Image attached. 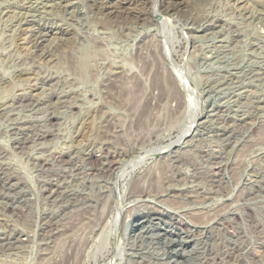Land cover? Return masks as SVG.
<instances>
[{"label":"rangeland","instance_id":"374dc122","mask_svg":"<svg viewBox=\"0 0 264 264\" xmlns=\"http://www.w3.org/2000/svg\"><path fill=\"white\" fill-rule=\"evenodd\" d=\"M0 264H264V0H0Z\"/></svg>","mask_w":264,"mask_h":264},{"label":"bare ground","instance_id":"6f19581e","mask_svg":"<svg viewBox=\"0 0 264 264\" xmlns=\"http://www.w3.org/2000/svg\"><path fill=\"white\" fill-rule=\"evenodd\" d=\"M237 1V0H236ZM258 1V0H257ZM101 2V1H100ZM105 2V1H104ZM123 2V1H122ZM244 2V1H243ZM185 3V2H184ZM176 4V3H175ZM116 6V5H115ZM105 7H108V6H105ZM104 7V8H105ZM241 7V6H240ZM248 7V6H247ZM99 8H101V6L99 7ZM112 8V7H111ZM130 8V7H129ZM128 8V9H129ZM243 9V8H242ZM247 9V8H246ZM128 11V10H127ZM114 12V11H113ZM109 13V12H108ZM140 15V14H139ZM132 16V15H131ZM157 16V15H156ZM113 18V17H112ZM143 18V17H142ZM163 19V18H162ZM163 21V20H162ZM164 24H167V23H164ZM165 26V25H164ZM35 30V29H34ZM41 33V32H40ZM48 34V33H47ZM29 35V34H28ZM39 35V34H38ZM49 35V34H48ZM26 37V36H25ZM39 38V37H38ZM63 38V37H62ZM61 38V39H62ZM44 39H45V37H44ZM65 39V38H64ZM67 39V38H66ZM65 39V40H66ZM68 40V39H67ZM29 41V40H28ZM25 42H26V40H25ZM25 42H23V43H25ZM30 42V41H29ZM29 45V44H28ZM28 47V46H27ZM24 49H26V48H24ZM173 88V87H172ZM179 91V90H178ZM170 145V144H169ZM158 151V150H157ZM97 156V155H96ZM101 156V155H100ZM115 156V155H114ZM94 157V156H93ZM96 158V157H95ZM99 158V157H98ZM97 158V159H98ZM124 159V158H123ZM126 159V158H125ZM95 160V159H94ZM119 161V160H118ZM122 161V160H121ZM118 163V162H117ZM109 164V163H108ZM119 164V163H118ZM117 164V165H118ZM117 165H116V162L114 161V160H112L111 162H110V164H109V166L110 167H117ZM113 170V169H112ZM119 170V169H118ZM114 171V170H113ZM125 175V174H124ZM148 184V183H147ZM151 184V183H150ZM137 185V184H136ZM146 185V184H145ZM140 186V185H139ZM143 187V186H142ZM137 190H138V188H137ZM137 190H134V191H137ZM152 192V191H151ZM142 193H143V191H142ZM133 194H135V193H133ZM139 194V193H138ZM190 194V193H189ZM193 194V193H192ZM143 195V194H142ZM182 195V194H181ZM144 196V195H143ZM151 196V195H150ZM136 197V196H135ZM149 200V199H148ZM149 205V204H148ZM155 206V205H154ZM150 207V206H149ZM158 210V209H157ZM166 210V209H165ZM167 211V210H166ZM148 212V211H147ZM149 216V215H148ZM174 216V215H173ZM155 218V217H154ZM141 221H143V220H141Z\"/></svg>","mask_w":264,"mask_h":264}]
</instances>
